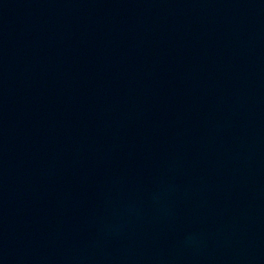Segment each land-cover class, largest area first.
<instances>
[{
    "label": "water",
    "instance_id": "water-1",
    "mask_svg": "<svg viewBox=\"0 0 264 264\" xmlns=\"http://www.w3.org/2000/svg\"><path fill=\"white\" fill-rule=\"evenodd\" d=\"M0 264H264V0H0Z\"/></svg>",
    "mask_w": 264,
    "mask_h": 264
}]
</instances>
